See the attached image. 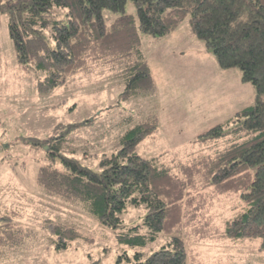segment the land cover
Segmentation results:
<instances>
[{
	"label": "trees",
	"instance_id": "1",
	"mask_svg": "<svg viewBox=\"0 0 264 264\" xmlns=\"http://www.w3.org/2000/svg\"><path fill=\"white\" fill-rule=\"evenodd\" d=\"M129 1L136 14L126 13ZM104 10L116 17L109 22ZM0 13L8 17L20 67L35 73L40 90L65 83L95 62H120L126 98L157 89L142 36L161 39L189 18L191 33L218 65L239 69L242 81L255 88L253 105L194 140L217 149L188 160L169 154L142 157L137 146L159 125L150 115L126 132L123 147L104 156L98 170L62 153L63 134L32 138L47 145L51 157L39 167L37 182L44 194L81 206L113 229L122 227L129 208L142 207V220L119 232L118 241L146 246L168 239L152 253L121 255L118 263L191 264L185 235L258 241L264 251V0H0ZM228 135L230 143L220 141ZM223 196L238 197L240 212L220 226L209 208L215 202L222 207ZM46 225L57 249L82 237L73 225L51 220ZM30 232L14 214L0 216V258L24 245Z\"/></svg>",
	"mask_w": 264,
	"mask_h": 264
},
{
	"label": "rangeland",
	"instance_id": "2",
	"mask_svg": "<svg viewBox=\"0 0 264 264\" xmlns=\"http://www.w3.org/2000/svg\"><path fill=\"white\" fill-rule=\"evenodd\" d=\"M125 10L136 14L131 1ZM104 15L109 22L116 17L109 10H104ZM189 21L186 18L181 23L173 42L142 36V52L153 66L157 89L154 94L135 93L126 98L120 62H95L65 83L40 90L35 73L20 67L8 17L0 13V216L14 214L16 221L31 231L26 243L0 258V264H129L127 260L118 263L120 256L133 257L136 251L152 253L168 239L159 237L146 246L118 241L119 232L142 220V207L129 208L123 214L122 227L113 229L81 206L44 194L37 173L51 157L47 145L41 147L31 139L63 134L62 153L98 170L104 156L123 147L129 129L156 115L157 130L137 146L142 157L169 154L188 160L217 149L213 143L203 145L194 140L253 105L255 88L241 81L239 69L218 65L204 43L191 33ZM226 137L220 141L230 143L232 136ZM221 199L223 206L215 202L209 211L216 215L214 224L223 226L240 212L236 206L240 199ZM48 220L73 225L82 237L57 249L47 229ZM188 229L194 230L192 226ZM185 239L191 264H264L258 241L236 243L193 235H185Z\"/></svg>",
	"mask_w": 264,
	"mask_h": 264
},
{
	"label": "crops",
	"instance_id": "3",
	"mask_svg": "<svg viewBox=\"0 0 264 264\" xmlns=\"http://www.w3.org/2000/svg\"><path fill=\"white\" fill-rule=\"evenodd\" d=\"M177 29H178V28H177ZM177 29H176V30H177ZM176 30H174L173 32H171L170 34L166 35L165 37H163V38H161V39H165V41L169 39L171 42H173L174 35H178V34H179V33L176 32ZM176 33H177V34H176ZM190 35H191V34H190ZM168 36H170V37H168ZM147 60H148V59H147ZM148 61H149V60H148ZM149 64H150V62H149ZM150 67H151V70H152V67H153V66H152L151 64H150ZM153 72H154V71H153ZM153 72H152V73H153ZM241 81H242V79H241ZM242 82H243V81H242ZM244 83H245V82H244Z\"/></svg>",
	"mask_w": 264,
	"mask_h": 264
}]
</instances>
